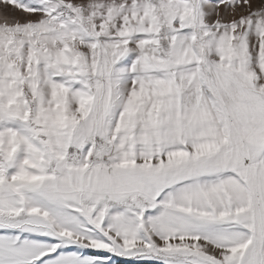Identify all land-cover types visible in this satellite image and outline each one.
<instances>
[{
    "label": "snow or ice",
    "instance_id": "snow-or-ice-1",
    "mask_svg": "<svg viewBox=\"0 0 264 264\" xmlns=\"http://www.w3.org/2000/svg\"><path fill=\"white\" fill-rule=\"evenodd\" d=\"M0 6V264H264V0Z\"/></svg>",
    "mask_w": 264,
    "mask_h": 264
},
{
    "label": "rangeland",
    "instance_id": "rangeland-1",
    "mask_svg": "<svg viewBox=\"0 0 264 264\" xmlns=\"http://www.w3.org/2000/svg\"><path fill=\"white\" fill-rule=\"evenodd\" d=\"M18 15V14H17ZM3 17V7L0 6V18ZM10 19L12 18L11 15L9 17ZM117 259V264H132V262L128 261L125 258H116Z\"/></svg>",
    "mask_w": 264,
    "mask_h": 264
}]
</instances>
